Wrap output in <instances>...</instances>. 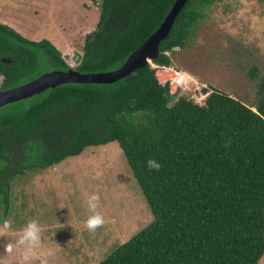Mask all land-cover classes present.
<instances>
[{
    "label": "trees",
    "instance_id": "1",
    "mask_svg": "<svg viewBox=\"0 0 264 264\" xmlns=\"http://www.w3.org/2000/svg\"><path fill=\"white\" fill-rule=\"evenodd\" d=\"M224 0H188L160 44L157 66L195 37L206 10ZM175 0H101L96 28L76 67L48 38L0 22L1 88L52 70L120 68L161 25ZM259 68L250 70L257 76ZM151 64L110 84L64 83L0 107V204L10 181L89 146L117 141L154 220L100 264H259L264 256V77L254 106L218 90L205 104L171 92ZM155 158L160 170H148Z\"/></svg>",
    "mask_w": 264,
    "mask_h": 264
},
{
    "label": "rangeland",
    "instance_id": "2",
    "mask_svg": "<svg viewBox=\"0 0 264 264\" xmlns=\"http://www.w3.org/2000/svg\"><path fill=\"white\" fill-rule=\"evenodd\" d=\"M100 4L101 0H0V22L30 39H50L76 67L85 38L99 21ZM205 12L195 37L172 55L171 67L150 64L160 82L170 81L171 92L178 95L175 100L183 96L205 104L211 92H205L207 88L254 106L264 77V0H224ZM254 66L259 68L257 76L250 73ZM177 70L186 71V79L178 82ZM2 80L0 76V88ZM10 191L6 213L0 204V219L12 223L9 233L0 236V264H100L154 220L117 141L89 146L47 169L28 170L10 181ZM92 192L100 194L105 217L95 232L84 227L91 215L85 194ZM30 220H37L42 231L25 260L27 246L15 241ZM7 242L13 243L12 253L4 252ZM48 249L54 254L47 255ZM259 264H264V256Z\"/></svg>",
    "mask_w": 264,
    "mask_h": 264
},
{
    "label": "water",
    "instance_id": "3",
    "mask_svg": "<svg viewBox=\"0 0 264 264\" xmlns=\"http://www.w3.org/2000/svg\"><path fill=\"white\" fill-rule=\"evenodd\" d=\"M187 1L175 0L170 12L159 28L129 55L120 68L98 73H82L75 68L45 72L25 84L0 89V107L40 94L64 83H114L128 74L146 67L150 61L159 57L161 53L160 44L170 34L178 14Z\"/></svg>",
    "mask_w": 264,
    "mask_h": 264
},
{
    "label": "clouds",
    "instance_id": "4",
    "mask_svg": "<svg viewBox=\"0 0 264 264\" xmlns=\"http://www.w3.org/2000/svg\"><path fill=\"white\" fill-rule=\"evenodd\" d=\"M176 72L178 75L180 74L179 76L181 79H186V75H184V74H188L186 71L177 70ZM189 78L191 79V76ZM179 86L181 87V85L178 84V87ZM253 108L255 109V111H257L255 106ZM146 167L148 170L158 171L160 170L162 165L159 160L155 158H151L146 161ZM85 195H86L87 208L91 212V215H89L86 221L84 222V227L89 232H95L98 228H101L105 224V217L100 210L101 197L98 192H92L91 194L86 193ZM11 229H12V223L9 219L7 218L0 219V236H6V234L9 233ZM41 231H42V225L37 220H30L27 223V225L22 229V235H20L19 238L15 241L17 245L27 246V251H25L24 254L25 260L28 259V253L31 251L32 247L37 245V243L39 242ZM2 247L5 253L13 252L14 246L12 242H7L6 244L2 245ZM46 254L53 255L54 250L48 249Z\"/></svg>",
    "mask_w": 264,
    "mask_h": 264
},
{
    "label": "built area",
    "instance_id": "5",
    "mask_svg": "<svg viewBox=\"0 0 264 264\" xmlns=\"http://www.w3.org/2000/svg\"><path fill=\"white\" fill-rule=\"evenodd\" d=\"M181 80V78L178 79V82Z\"/></svg>",
    "mask_w": 264,
    "mask_h": 264
}]
</instances>
